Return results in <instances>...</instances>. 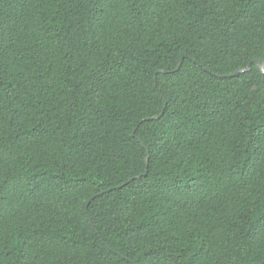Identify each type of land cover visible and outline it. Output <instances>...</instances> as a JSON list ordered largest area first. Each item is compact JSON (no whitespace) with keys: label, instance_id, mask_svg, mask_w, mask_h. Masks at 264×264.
Segmentation results:
<instances>
[{"label":"trees","instance_id":"trees-1","mask_svg":"<svg viewBox=\"0 0 264 264\" xmlns=\"http://www.w3.org/2000/svg\"><path fill=\"white\" fill-rule=\"evenodd\" d=\"M252 59L264 0H0V264H264Z\"/></svg>","mask_w":264,"mask_h":264},{"label":"water","instance_id":"water-1","mask_svg":"<svg viewBox=\"0 0 264 264\" xmlns=\"http://www.w3.org/2000/svg\"><path fill=\"white\" fill-rule=\"evenodd\" d=\"M181 63H182V59L181 60H179V62H178V64L176 65V67H175V70H178L179 69V67H180V65H181ZM252 64H254V65H256V66H258L259 68H260V70L262 71V73H264V61L263 60H258V59H252L248 64H247V66L245 67V68H238V69H236L235 71H233V72H231V73H229V74H227V75H224V76H227V77H233V76H236V75H238V74H240V73H242V72H245V71H247L249 68H250V66L252 65ZM159 115H153V116H151V117H148V118H145V119H143V121H145V120H153V119H155V118H157ZM138 141L145 147V149H146V152H147V156H146V162L148 161V149L146 148V146L144 145V143L140 140V139H138ZM133 178H130V179H128L125 183H127V182H129L130 180H132ZM123 184H121V185H119V186H117L118 188L119 187H121ZM101 193H103V192H101ZM101 193H99L98 195H100ZM87 205H88V202H87V204H86V208H87ZM89 221H90V219H89ZM91 222V221H90ZM97 232V231H96ZM120 256H122V255H120ZM123 258H125L124 256H122ZM130 262H132L131 260H129Z\"/></svg>","mask_w":264,"mask_h":264},{"label":"snow or ice","instance_id":"snow-or-ice-1","mask_svg":"<svg viewBox=\"0 0 264 264\" xmlns=\"http://www.w3.org/2000/svg\"><path fill=\"white\" fill-rule=\"evenodd\" d=\"M258 229L259 231L264 232V222L259 224Z\"/></svg>","mask_w":264,"mask_h":264}]
</instances>
